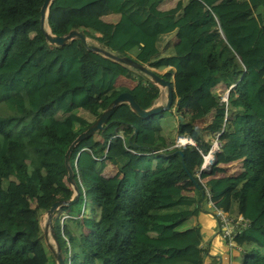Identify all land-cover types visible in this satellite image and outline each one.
I'll return each mask as SVG.
<instances>
[{"label": "trees", "instance_id": "obj_1", "mask_svg": "<svg viewBox=\"0 0 264 264\" xmlns=\"http://www.w3.org/2000/svg\"><path fill=\"white\" fill-rule=\"evenodd\" d=\"M161 1L48 4L46 22L53 33L75 28L116 55L150 67L170 66L159 75L172 80L170 107L182 116L173 131L195 141L167 148L173 134L162 132L164 110L142 117L118 102L102 127L69 152L78 193L58 206L67 215L55 231L62 264H204L199 226L180 227L200 208L204 177L213 205L247 220L234 235L243 246L239 264H264V0H174L160 8ZM40 3L0 0V102L8 108L0 110V192L19 181L32 199L54 177V197L35 202L45 210L72 193L62 156L76 133L118 92L128 91L146 108L159 87L77 37L54 45L51 54L32 45L26 34L43 35ZM112 14L114 19L105 18ZM33 39L44 41L37 34ZM119 77L134 83L117 84ZM219 82L231 85L225 106L212 91ZM210 109L211 117L198 125ZM215 131L220 141L215 161L209 171L198 170L209 144L202 132ZM12 147H28L32 157L25 163L2 161ZM233 160L240 161L239 170L217 175L220 164ZM109 166L114 172L105 175ZM179 170L193 182V193L168 182ZM50 257L26 217H2L0 264H55Z\"/></svg>", "mask_w": 264, "mask_h": 264}, {"label": "rangeland", "instance_id": "obj_2", "mask_svg": "<svg viewBox=\"0 0 264 264\" xmlns=\"http://www.w3.org/2000/svg\"><path fill=\"white\" fill-rule=\"evenodd\" d=\"M174 3V0H162L158 7L165 8L170 6ZM107 20H112L115 18V15H108L105 17ZM49 32L53 33L52 26H48ZM37 34L40 39L44 38L41 33H38L36 30L32 31L29 34H26L27 39L32 45L37 46L40 48L44 53H53V43H49L45 38L42 39L43 41L41 44H38L37 41L33 39V35ZM88 43L97 44L96 41L93 39L86 37L85 38ZM170 66H167V64L160 65L158 67H153L158 73H161L162 71L168 69ZM145 75V74H144ZM147 77V76H146ZM117 84H125V85H132L134 83V80L132 79H125L123 77H119L116 81ZM159 87V93L156 99L154 100V103H164L165 101V88ZM213 93L216 95L218 94L219 97L223 94H225L226 86L219 82L212 88ZM173 105L170 108L164 109L163 115L160 117V124L162 127V132L165 135L172 136L173 134V124H176L178 113H175L173 110ZM0 110L1 111H8V108L6 104L1 101L0 102ZM213 112V109H210L207 111L200 120H196L198 125H203L208 119L211 117ZM60 111H56L55 115H60ZM209 132H202V136L205 139H208L210 137ZM36 137H38V134L36 133ZM13 146V145H12ZM7 156L4 157V160L2 161H11L13 159V162H20L25 163L30 160L32 155L30 154V150L27 147H18V148H9ZM3 162H0V170L3 168ZM222 167V171L217 172V175L222 174H229L234 173L237 170H239L240 167V161L239 160H233L227 163L220 164ZM114 172V167L109 166L104 170V174H112ZM54 177H52L50 180L45 181L46 185V192H44L42 195L36 196L34 198H29L25 187L23 184L19 181H16L14 184L10 185L8 191L6 192H0V220L2 217H10L14 214H17L19 216L26 217L33 227L36 230V233L40 236L43 244L47 247L50 245L55 249V243L51 237V230L47 226V220H46V211L41 208L35 207V202L39 199H52L54 197V193L50 191V189L54 188L56 186L54 182ZM68 185L71 187L72 184L70 182H67ZM205 200V199H204ZM202 200L201 201V207L197 213V219L200 227V233L201 237L206 239V243H208V251H205V253L202 254L203 262L204 264H215L218 262L217 257L215 254H224L226 252V245L225 241L216 233L215 234V218L211 212V207L206 205V202ZM64 216H67L66 213H64L63 210H61L59 207L55 208L53 212L50 215V222L53 228V232L58 231L60 228L61 220ZM190 226L189 220H185L180 227ZM44 231L46 232V238L44 237ZM243 247V246H242ZM47 250L49 253H51V257L49 258L50 261L55 258L53 253L50 251L49 247H47ZM232 253H235L234 251ZM240 261V253H236L233 256L230 257V264H239ZM227 260H223L222 264H227Z\"/></svg>", "mask_w": 264, "mask_h": 264}, {"label": "water", "instance_id": "obj_3", "mask_svg": "<svg viewBox=\"0 0 264 264\" xmlns=\"http://www.w3.org/2000/svg\"><path fill=\"white\" fill-rule=\"evenodd\" d=\"M50 0H41V3L39 5V15H38V27L42 30L43 35L45 39L49 43H53L54 45H60L65 43L68 39H71L73 37H77L81 39L84 43L86 42L85 37L83 34L78 31L75 28H70L67 30V32L62 34L57 33H51L48 30L44 28V19L46 17L47 13V7ZM91 50L97 51L102 53L103 55L115 59L123 64H126L130 67H134L137 70L141 71L143 74L147 76V78L152 81L154 84L164 87L165 88V101L164 103H153L149 107L143 108L140 107L136 101L133 99L132 95L126 91H120L118 92L110 101L108 106L101 109L99 114L81 131L76 133V135L69 141L68 145L66 146L63 156H62V163L66 171V180L72 184L71 189L72 193L69 198L67 199H54L51 201L50 205L45 209L46 211V220H47V226L50 228L51 237L55 243V249L48 245L50 251L53 253L55 258V264H62V256L60 253V248L56 240L55 233L53 232V228L50 222V215L53 212L55 208H57L60 204H68L75 200L76 195L78 193V190L76 188V185L74 184L72 180V169L69 166L68 163V155L74 144L80 140L81 138L91 134L93 131L100 129L105 122L107 116L109 115L111 109L118 103V102H126L130 109L134 111L137 115L145 117L153 112H158L160 110H164L167 108H170V104L172 101V91H173V85L172 80L167 79L159 75V73L152 67L148 66L145 63H141L138 60H135L134 58L127 56V55H116L115 53L97 45L93 44L88 47ZM178 120L182 119L181 115L177 116ZM178 151H180L178 149ZM44 237L46 238V232L44 231Z\"/></svg>", "mask_w": 264, "mask_h": 264}, {"label": "built area", "instance_id": "obj_4", "mask_svg": "<svg viewBox=\"0 0 264 264\" xmlns=\"http://www.w3.org/2000/svg\"><path fill=\"white\" fill-rule=\"evenodd\" d=\"M219 100H226L225 94L219 97ZM187 144H195L194 139L187 133H175L172 142L168 145L169 148L184 147ZM220 141L218 139V131L212 132L209 137V144L204 152H201V161L198 165V170L209 171V166L215 161V152L219 149ZM129 150H132L129 148ZM198 175V173H196ZM202 181V178H199ZM206 194L209 197V193L205 188ZM208 206L211 207V212L216 220L218 234L225 241V245L229 251L236 249L242 250L234 235L240 230L241 227L246 225V218H243L240 214L232 215L222 210L219 207L213 205L212 201L208 200Z\"/></svg>", "mask_w": 264, "mask_h": 264}, {"label": "crops", "instance_id": "obj_5", "mask_svg": "<svg viewBox=\"0 0 264 264\" xmlns=\"http://www.w3.org/2000/svg\"><path fill=\"white\" fill-rule=\"evenodd\" d=\"M175 132V130H174ZM173 132V134H174ZM173 137V136H172ZM171 137V138H172ZM168 182H172V183H176L180 186L182 192L186 193V194H191L193 193L194 191V185H193V182L187 177V175L179 170L178 172H176L175 174H173L170 178H169V181ZM205 199V200H204ZM204 200L206 202V205H208V196L206 194H201V200L199 202V205H201V201ZM201 207V206H200ZM200 209V208H199ZM199 211V210H198ZM198 213V212H197ZM186 220H189V224L190 225H199L198 223V219H197V214H194V215H191L189 216ZM216 223V221H215ZM200 229V227H199ZM215 234L217 233L218 234V229H217V224L215 225ZM201 234V233H200ZM219 235V234H218ZM220 236V235H219ZM200 245H202V247L205 249V251H208V243H206V239L202 238L201 237V240H200ZM226 252L222 255L220 254H215V256L217 257L218 259V262H216L215 264H222V261L223 260H227V264H230V257L233 256L234 254L236 253H239V251H237L236 249H232L231 251L228 250V248L226 247ZM204 251V253H205ZM235 252V253H232V252ZM204 263V262H203Z\"/></svg>", "mask_w": 264, "mask_h": 264}, {"label": "clouds", "instance_id": "obj_6", "mask_svg": "<svg viewBox=\"0 0 264 264\" xmlns=\"http://www.w3.org/2000/svg\"><path fill=\"white\" fill-rule=\"evenodd\" d=\"M153 68V67H152ZM158 86V85H157ZM231 85H229L228 87H226V91H225V98L227 99V92H228V88L230 87ZM159 93V92H158ZM218 95V94H217ZM158 96V95H157ZM218 98H219V95H218ZM156 99V98H155ZM154 99V100H155ZM219 101H221V100H219ZM221 102H223L224 103V106H225V104H226V100H225V102L224 101H221ZM153 103H154V101H153ZM152 103V104H153ZM178 119V118H177ZM175 133H177L176 131L174 132V134ZM174 134H173V137H174ZM211 135V134H210ZM173 137H172V140H173ZM208 140H209V137H208ZM172 142V141H171ZM170 142V143H171ZM169 143V144H170ZM167 148H169L168 146H167ZM200 181V180H199ZM204 181H205V177L204 178H202V181H200L201 182V184L203 185V192H204V194H206V191H205V188H206V186H204ZM207 189V188H206ZM207 195V194H206ZM208 199H210L209 197H208ZM213 203V202H212ZM215 206V205H214ZM210 207V206H209ZM227 212V211H226ZM233 215V214H232ZM235 215H237V214H235ZM241 215V214H240ZM216 221V220H215ZM240 245V244H239ZM202 246V245H201ZM240 246H242V245H240ZM243 248V247H242ZM241 252V250L239 251V253Z\"/></svg>", "mask_w": 264, "mask_h": 264}, {"label": "bare ground", "instance_id": "obj_7", "mask_svg": "<svg viewBox=\"0 0 264 264\" xmlns=\"http://www.w3.org/2000/svg\"><path fill=\"white\" fill-rule=\"evenodd\" d=\"M44 28H45V29H48V25H47V22H46V17H45V19H44Z\"/></svg>", "mask_w": 264, "mask_h": 264}]
</instances>
